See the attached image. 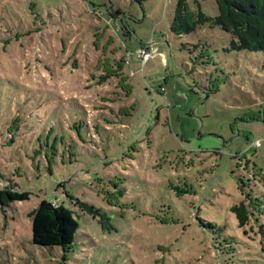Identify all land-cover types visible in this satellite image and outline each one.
Returning a JSON list of instances; mask_svg holds the SVG:
<instances>
[{
    "label": "rangeland",
    "instance_id": "374dc122",
    "mask_svg": "<svg viewBox=\"0 0 264 264\" xmlns=\"http://www.w3.org/2000/svg\"><path fill=\"white\" fill-rule=\"evenodd\" d=\"M176 3L0 0V189L30 195L0 205V264H264V114L247 120L264 111V53L208 24L173 35ZM16 84L78 109H10ZM41 200L79 224L65 258L32 243Z\"/></svg>",
    "mask_w": 264,
    "mask_h": 264
},
{
    "label": "trees",
    "instance_id": "16d2710c",
    "mask_svg": "<svg viewBox=\"0 0 264 264\" xmlns=\"http://www.w3.org/2000/svg\"><path fill=\"white\" fill-rule=\"evenodd\" d=\"M217 15L214 18L205 16L199 9L191 11L185 0H177L170 32L175 36L188 35L201 26L208 24L211 28L218 27L232 38L230 46L233 50L264 53V0H215ZM35 88H26L16 84L19 103L10 109H78L72 100L67 101L54 89L45 84H36ZM68 105V106H67ZM264 111L252 114L248 121H260ZM242 190V189H241ZM29 193L18 190L15 185H7L0 189V205L7 207L14 202L29 200ZM76 205L85 213L101 217L100 212L93 206L76 200ZM239 226L243 227L252 212L244 203L231 208ZM32 225V243L43 248L59 247L64 252H71L79 227L71 210L56 202L41 200L36 209L29 213Z\"/></svg>",
    "mask_w": 264,
    "mask_h": 264
},
{
    "label": "built area",
    "instance_id": "2783aa9c",
    "mask_svg": "<svg viewBox=\"0 0 264 264\" xmlns=\"http://www.w3.org/2000/svg\"><path fill=\"white\" fill-rule=\"evenodd\" d=\"M149 52H144L143 53V62H145L147 60V58L149 57Z\"/></svg>",
    "mask_w": 264,
    "mask_h": 264
}]
</instances>
